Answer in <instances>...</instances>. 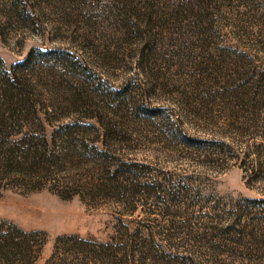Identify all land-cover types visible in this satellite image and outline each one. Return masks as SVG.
I'll return each instance as SVG.
<instances>
[{"label": "trees", "instance_id": "16d2710c", "mask_svg": "<svg viewBox=\"0 0 264 264\" xmlns=\"http://www.w3.org/2000/svg\"><path fill=\"white\" fill-rule=\"evenodd\" d=\"M16 1L27 0L0 1V6L26 21L29 6ZM199 1L205 2L194 26L213 41L219 29L206 14L217 11L211 2L219 0ZM235 1L245 7L242 17L222 28L234 37H252L253 53L238 55L246 58L243 74L250 77L232 78L221 87L224 114L216 118L222 131L211 138L186 134L182 118L168 115V131L156 139L168 151L181 152L187 168L160 171L161 180L153 184L141 185L150 164L133 151L141 137L127 116L104 111V101L93 100L94 90L87 100L74 93L65 97L72 88L88 92L89 85L102 82L85 55L33 48L11 66L0 58V191L47 190L93 205L126 191L153 199L167 219L164 225L149 220L131 228L122 217L133 215L136 203L113 199L119 223L109 239L60 236L45 264H264V0ZM3 29L0 25L2 40ZM127 89L117 92L119 99L133 91ZM236 164L255 196L205 193L214 173ZM45 242L41 232L0 219V264H34Z\"/></svg>", "mask_w": 264, "mask_h": 264}, {"label": "rangeland", "instance_id": "374dc122", "mask_svg": "<svg viewBox=\"0 0 264 264\" xmlns=\"http://www.w3.org/2000/svg\"><path fill=\"white\" fill-rule=\"evenodd\" d=\"M16 2L20 7L29 6L26 21L12 16L9 6H0V25L4 26L5 38H0V58L11 66L23 61L33 48L68 49L85 55L95 72L102 74L101 84L96 88L89 85L88 92L72 88L64 95L74 93V97L87 100L94 90L93 100L104 101V111L131 120L132 129L142 139L140 142L136 138L139 143L133 151L140 162L150 164V169H145L147 173L143 172L147 178H143L141 185L161 180L157 174L160 171L187 168V161L179 159L181 152L168 151V146L156 139L168 131V115L182 118L186 134L211 138L215 136L213 133L222 131V122L218 123L216 118L224 114L220 104L225 93L221 87L230 85L232 78L239 81L240 77H250V73L243 74L248 65L246 58L240 59L238 55L253 53L249 47L252 37L250 40L241 35L234 37L227 28H222L242 17L245 7L238 6L235 0L211 2L217 11L206 16L214 19L219 29L213 41L194 26L205 1ZM123 88L133 91L127 98L119 99L117 92ZM204 186L205 193L216 196H255L247 188L244 171L237 164L214 173ZM142 195L123 191L113 196L112 201L93 205L78 196L64 199L47 190L24 193L6 189L0 191V219L27 232H41L46 242L34 264H45L60 236L109 239L119 223L113 201L116 198L136 203L134 214L122 217L129 227L149 224V220L164 225L167 219L154 207L153 199L145 201ZM148 208L156 212L148 213Z\"/></svg>", "mask_w": 264, "mask_h": 264}]
</instances>
